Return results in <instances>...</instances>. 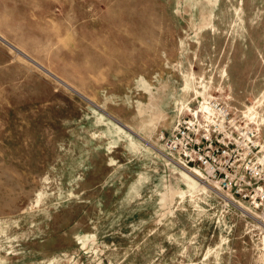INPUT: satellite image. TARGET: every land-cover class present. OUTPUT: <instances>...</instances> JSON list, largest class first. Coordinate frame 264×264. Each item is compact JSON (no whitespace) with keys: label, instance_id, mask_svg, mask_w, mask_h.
Returning a JSON list of instances; mask_svg holds the SVG:
<instances>
[{"label":"rangeland","instance_id":"1","mask_svg":"<svg viewBox=\"0 0 264 264\" xmlns=\"http://www.w3.org/2000/svg\"><path fill=\"white\" fill-rule=\"evenodd\" d=\"M206 99L264 124V0H0V264H264L162 154Z\"/></svg>","mask_w":264,"mask_h":264},{"label":"built area","instance_id":"2","mask_svg":"<svg viewBox=\"0 0 264 264\" xmlns=\"http://www.w3.org/2000/svg\"><path fill=\"white\" fill-rule=\"evenodd\" d=\"M178 113L174 128L161 132L162 154L175 166L214 184L219 195L248 205L264 219V124L235 117L229 105L202 101Z\"/></svg>","mask_w":264,"mask_h":264},{"label":"bare ground","instance_id":"3","mask_svg":"<svg viewBox=\"0 0 264 264\" xmlns=\"http://www.w3.org/2000/svg\"><path fill=\"white\" fill-rule=\"evenodd\" d=\"M249 111H252V109H250ZM253 116H254V115H253ZM195 177H196V175H195ZM240 207H241V206H240ZM240 207H239V208H240ZM242 208H244V207H241V209H242ZM242 211H243V210H242ZM246 213H247V212H246Z\"/></svg>","mask_w":264,"mask_h":264}]
</instances>
